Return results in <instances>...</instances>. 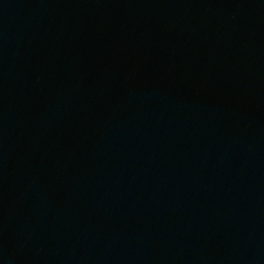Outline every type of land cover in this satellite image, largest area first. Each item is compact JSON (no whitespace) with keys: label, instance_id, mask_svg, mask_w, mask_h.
Returning a JSON list of instances; mask_svg holds the SVG:
<instances>
[{"label":"water","instance_id":"1","mask_svg":"<svg viewBox=\"0 0 264 264\" xmlns=\"http://www.w3.org/2000/svg\"><path fill=\"white\" fill-rule=\"evenodd\" d=\"M0 264H264V0H0Z\"/></svg>","mask_w":264,"mask_h":264}]
</instances>
